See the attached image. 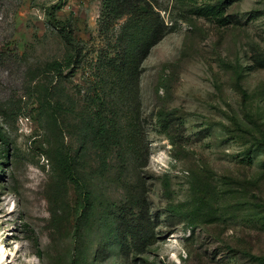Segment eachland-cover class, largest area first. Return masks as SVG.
<instances>
[{"label":"rangeland","instance_id":"rangeland-1","mask_svg":"<svg viewBox=\"0 0 264 264\" xmlns=\"http://www.w3.org/2000/svg\"><path fill=\"white\" fill-rule=\"evenodd\" d=\"M142 2L148 14L124 55L115 41L129 17L105 32L103 0H0L9 148L0 144V246L9 264H263L249 254L264 256V0ZM52 9L81 46V63L61 84L68 104L84 108L98 75H111L104 92L119 114L110 169L100 171L92 145L83 152L92 201L79 229V191L59 177L54 157L66 145L77 150L81 120L71 110L43 116L45 79L31 80L68 52ZM145 43L136 84L114 81L108 58L123 63Z\"/></svg>","mask_w":264,"mask_h":264},{"label":"trees","instance_id":"trees-1","mask_svg":"<svg viewBox=\"0 0 264 264\" xmlns=\"http://www.w3.org/2000/svg\"><path fill=\"white\" fill-rule=\"evenodd\" d=\"M103 7L102 21L105 25H103L102 29L105 32H109L112 23L119 18L125 15L129 17L128 21L124 22L122 25L120 36L115 41V43H118L115 45L116 48L117 46L120 47L119 49L124 51V55H127L128 46L135 39L134 34H129L130 30L137 27L144 20L145 15L148 14L149 7L147 4H143L142 0H103ZM48 15L52 24L58 28L63 40L68 45V52L63 59L56 58L47 62L45 66L36 67V69L33 70L31 80L45 79V82L40 84L43 87L37 96L39 104L38 109L43 116L51 115L57 118L59 112L71 110L74 111L81 120L79 121L80 125L77 134L78 137L82 139V142L77 150L73 152L72 146L66 145L65 148H58L54 157L55 168L59 173V177L65 182H67V180L74 182L79 191L81 201L78 210L80 214L76 220V226L77 229H79L81 228L79 222L88 209H90L92 201V189L89 180L81 169V164L87 161L86 154L83 152L92 145L97 151L100 171L104 173L110 169L112 164L110 161V154L108 153L109 148L120 143V130L117 128V118L119 114L111 110V107H113L112 103L114 102L113 97L109 98L104 92L105 83L103 84V82L112 80L111 75L110 80L106 75H98L99 78L93 85L94 92L91 94L89 104L84 108L76 110L75 107H71L73 105L68 104L69 102L65 99L64 95L66 94H64L61 84L65 76V71L69 68H73L74 71V68H77L81 63V46L74 36L72 23L69 19L63 20L59 18L53 9L48 12ZM147 49H149L148 43L142 44L139 49L135 48L133 54L128 56V60L123 63H121L119 59H115V57L108 58L107 66L111 67L112 71L116 70L118 75H120V79H115L114 81L136 84L139 76L138 55H145L146 51H148ZM104 70H106V68H104ZM66 96L69 97L68 95ZM1 115L0 113V120L2 119ZM160 121L164 130L172 139V142L176 143L175 137L177 135L172 137V129L167 118L160 117ZM0 144H3L4 152L7 151L8 153L7 136L1 122ZM164 186L166 192L169 194L171 189L169 180L165 181ZM199 195L202 199H207L208 190L201 187ZM168 208L175 214L183 215L184 219H190L191 216H193L194 209H186L183 207V204L169 202ZM195 213H197V209ZM133 236L135 237V233H133ZM249 256L264 264V256L257 254H249Z\"/></svg>","mask_w":264,"mask_h":264},{"label":"bare ground","instance_id":"bare-ground-1","mask_svg":"<svg viewBox=\"0 0 264 264\" xmlns=\"http://www.w3.org/2000/svg\"><path fill=\"white\" fill-rule=\"evenodd\" d=\"M9 254L10 250L8 248H3L0 246V264H9Z\"/></svg>","mask_w":264,"mask_h":264}]
</instances>
